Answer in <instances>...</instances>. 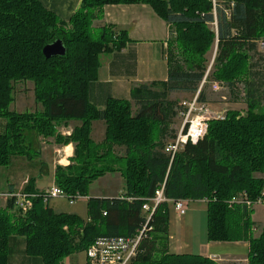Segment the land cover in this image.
I'll return each instance as SVG.
<instances>
[{
    "label": "trees",
    "instance_id": "obj_1",
    "mask_svg": "<svg viewBox=\"0 0 264 264\" xmlns=\"http://www.w3.org/2000/svg\"><path fill=\"white\" fill-rule=\"evenodd\" d=\"M222 3L217 1L214 11L209 0H83L66 22L38 0H0V119H7V130L0 134V168L34 151L28 137L35 134L74 145V165L56 172L57 186L69 197H88L91 185L107 174L120 173L125 184L117 198L89 199L88 220L56 213L42 198L23 217L10 200L0 209V264H9L15 236L24 238L27 254L44 264H64L101 237H133L145 226L144 204L164 184L169 200L207 202L209 242H247L248 264H264V228L256 237L252 217L257 207L244 203L264 204V111L257 112L264 108V53L259 52L264 0ZM133 4L149 5L171 27L168 81L140 85L129 101L111 98L101 110L89 98L101 56L123 50L129 37L95 22L103 19L106 6ZM58 40L66 55L46 59L44 48ZM215 45L216 60L200 101L206 102L204 88L210 82L225 83L233 97L242 83L248 113L242 117L230 111L225 119L211 121L207 136L185 146L171 164L164 151L177 132L170 128L175 103L169 96L199 92L209 72L206 57ZM23 82L34 84L41 111H10L15 87ZM72 121L81 126L68 137L59 136L57 128ZM97 121L106 125L102 144L91 139ZM116 147L125 154L117 156ZM121 160L123 166L117 164ZM235 198L243 203H233ZM169 221L170 205L161 204L132 264H220L200 255L170 254Z\"/></svg>",
    "mask_w": 264,
    "mask_h": 264
},
{
    "label": "crops",
    "instance_id": "obj_2",
    "mask_svg": "<svg viewBox=\"0 0 264 264\" xmlns=\"http://www.w3.org/2000/svg\"><path fill=\"white\" fill-rule=\"evenodd\" d=\"M38 1L47 10L55 13L61 20L68 22L80 9L83 0ZM103 15V19L95 22V27L105 25L115 26L119 30L127 32L129 41L123 50L104 53L101 56V67L98 78L90 85L89 90L90 101L101 110L105 108L107 101L111 98L129 101L132 90L140 85L168 81L169 63L167 51L171 37L170 25L159 17L149 5L106 6L103 9ZM23 92L21 90L20 94L22 95ZM41 110L42 108L39 109V111ZM3 123L2 121L0 122V128H2L0 129V134H4L7 130V119L5 129ZM80 126L81 123L76 121L61 124L57 128V134L62 137H68L75 128ZM2 130L5 131L2 133ZM105 134L106 125L103 121H97L92 124L91 139L96 144H102L104 142ZM28 140V147H34L36 153L33 150H29L25 156L14 157L7 167L0 168V195L18 192L20 190H24L25 192L29 191L30 194L46 191L52 188V186L57 185L56 172L58 168H67L68 166L74 165L75 147L73 144L60 145L56 142L55 138L46 139L35 134H29ZM115 153L117 156H123L125 149L116 147ZM50 176L52 177V185L46 188H39V182H42ZM103 180L108 181L106 188L96 195H91L90 199H113L124 194L125 184L120 173L107 174L97 180L91 185L90 192H93L92 187L98 181ZM121 183L122 186L119 187ZM123 185L124 189L121 190ZM88 197H84V200L87 202ZM191 203H198V206L191 210L193 213H197V217L198 214H207L208 226L207 202L197 201ZM7 206L8 202L0 198V209H5ZM173 210V206L170 205L168 238V251L170 254L200 255L220 264H241L248 261L250 246L247 242L217 243L208 241L206 247H203L202 253L195 254L188 252L190 249L188 245L179 244L175 241L176 239L173 235V218L171 217ZM56 213L73 214L72 212ZM185 220L183 219L185 223L182 228L186 227L187 222ZM253 221L256 223L257 228V223L264 224V216L261 215L258 220L253 217ZM191 225L189 234L194 236L195 225L193 223ZM83 254V260H80L78 256L74 255L66 259L64 264H87L86 255L85 253ZM9 264L44 263L40 258L30 257L26 252V241L15 236L10 240Z\"/></svg>",
    "mask_w": 264,
    "mask_h": 264
},
{
    "label": "built area",
    "instance_id": "obj_3",
    "mask_svg": "<svg viewBox=\"0 0 264 264\" xmlns=\"http://www.w3.org/2000/svg\"><path fill=\"white\" fill-rule=\"evenodd\" d=\"M213 3L214 11L217 8V0H209ZM260 51L264 53V42L259 43ZM212 68V66H211ZM207 73L199 92L195 97L183 103L184 108V123L181 130L177 133L176 138L170 142L165 148V154L171 158V164L175 156L181 152L189 143L197 145L203 140L209 131V123L213 120H223L225 115L215 114L210 105L206 102L200 101V93L204 85L207 83L209 73ZM225 85L220 82H215L212 90L215 93L221 92L225 89ZM228 89V87H226ZM6 202L13 200L15 209L25 217L34 208L35 200L42 198L45 204H49L50 200L65 199L69 201L70 205H74L76 201L84 200L80 194L74 197H69L65 191L59 186L54 185L52 188L43 191L42 193L30 194L24 190L18 192H10L0 195ZM247 197H244V199ZM190 200L172 201L165 196V184L159 189L155 196L148 199L143 206V211L146 217L145 226L139 230L133 237H101L96 240L90 248L86 251L88 264H132L139 253V249L143 239L146 237L150 221L156 209L161 204L172 205L179 217H184L191 205ZM233 203H243L242 200L233 199ZM248 207L263 206L262 201L253 205L250 201L244 200ZM106 216V214H104Z\"/></svg>",
    "mask_w": 264,
    "mask_h": 264
},
{
    "label": "rangeland",
    "instance_id": "obj_4",
    "mask_svg": "<svg viewBox=\"0 0 264 264\" xmlns=\"http://www.w3.org/2000/svg\"><path fill=\"white\" fill-rule=\"evenodd\" d=\"M222 6L224 4L222 3V0H217ZM211 29L214 31L217 30L216 25L211 26ZM96 31V30H95ZM97 32V31H96ZM175 36V35H174ZM173 36V38H174ZM259 52L260 47H259ZM216 53H217V45L213 47V50L207 55V65L209 66V70L211 66L214 65L216 60ZM263 53V52H261ZM210 81V80H209ZM214 82L208 83L204 88L205 93V101L208 103L213 110L215 114H222L225 115V118L230 111H237L240 113L242 117L246 116L248 113V104L246 102V89L244 87V84L237 83L235 93L237 97H233V95L230 93V89L226 88L227 85L223 82L226 87L223 91L215 93L212 90V86L214 85ZM21 90H23V94L21 95ZM34 84L31 82L27 83H18L15 87V92L13 94L14 102L10 106V111L14 113H33L36 111H39V109L42 108L40 104H38L35 100L34 96ZM20 94V95H19ZM195 95L187 94V93H174L169 96V100L171 102L175 103L174 106V116H172L171 119V129L175 130L177 133L181 130L183 123H184V108L183 103L191 101ZM134 111H137V108L134 107ZM264 111V108H260L259 111L262 113ZM4 124V129L6 125V119H0V122ZM2 129V128H0ZM5 130H2V133ZM1 133V130H0ZM117 152V150H116ZM33 156V155H32ZM120 166L124 165V161H118ZM52 174V173H51ZM1 176V174H0ZM107 180L98 181L96 185L92 187L93 192H89L88 200L90 199L91 195H96L98 192H102L103 189L106 188ZM39 188H46L52 185V177L45 178L42 182H39ZM122 186V183L119 184V187ZM118 187V186H117ZM114 189V188H113ZM124 189V185L121 190ZM198 203H191L190 210L184 217H179L175 210L172 211V218H173V235L175 237V241L179 244H185L190 247L188 252H193L195 254L202 253L203 247H206V244L208 242L207 232H208V226H207V214H198L193 213L191 210L195 208ZM49 207L54 209L55 212H72L73 215L79 216L83 220H88V202L85 200H79L76 201L74 205H70L68 200L65 199H55L50 200ZM175 211V213H174ZM16 212V211H14ZM20 214V212H19ZM264 216V208L263 206H257L256 211L253 214L254 219L258 220L260 216ZM252 217V218H253ZM183 219H186L187 222L186 227L182 228L184 225ZM194 224V236H191L189 234V229L191 224ZM264 224L263 223H257V228L255 231V236L258 237L261 233V230L263 229ZM18 238V237H17ZM21 240H25L24 238L19 237ZM18 242V241H17ZM22 242V241H19ZM12 246H14L12 244ZM86 255V252H85ZM80 260H83L84 254L79 253L76 254ZM87 258V255H86ZM68 259V258H67ZM66 261V260H65ZM65 263V262H64ZM88 264V261H87ZM241 264H248V261L241 263Z\"/></svg>",
    "mask_w": 264,
    "mask_h": 264
},
{
    "label": "water",
    "instance_id": "obj_5",
    "mask_svg": "<svg viewBox=\"0 0 264 264\" xmlns=\"http://www.w3.org/2000/svg\"><path fill=\"white\" fill-rule=\"evenodd\" d=\"M44 56L46 59L63 57L66 55L67 50L64 43L60 40L50 44L44 48Z\"/></svg>",
    "mask_w": 264,
    "mask_h": 264
}]
</instances>
